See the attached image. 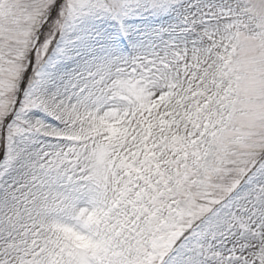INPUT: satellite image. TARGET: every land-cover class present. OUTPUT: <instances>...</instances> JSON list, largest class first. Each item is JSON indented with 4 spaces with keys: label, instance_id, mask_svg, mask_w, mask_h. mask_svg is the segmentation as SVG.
Returning a JSON list of instances; mask_svg holds the SVG:
<instances>
[{
    "label": "rangeland",
    "instance_id": "rangeland-1",
    "mask_svg": "<svg viewBox=\"0 0 264 264\" xmlns=\"http://www.w3.org/2000/svg\"><path fill=\"white\" fill-rule=\"evenodd\" d=\"M0 4V264H264V0Z\"/></svg>",
    "mask_w": 264,
    "mask_h": 264
},
{
    "label": "trees",
    "instance_id": "trees-1",
    "mask_svg": "<svg viewBox=\"0 0 264 264\" xmlns=\"http://www.w3.org/2000/svg\"><path fill=\"white\" fill-rule=\"evenodd\" d=\"M0 8H2V5L0 4ZM61 9V8H60ZM60 9H57L56 11H54L53 13H49V15L51 14V17H49L48 19H47V16H46V18L42 21L43 22V24H45L46 23V27H43L42 28V26L40 27V25L38 26V27H40V35H39V44H38V46H37V50L39 51V49L41 48V46L45 43V40H46V37H47V33L49 34V28H50V26H51V24H53L56 20H57V18H58V16H59V10ZM10 15V14H9ZM10 18H11V16H10ZM10 22L12 23V21L10 20ZM23 81H25V83H26V81H27V79H25V80H23ZM21 82H22V80H21ZM20 82V83H21ZM23 89V88H22ZM21 101L22 102H24V103H26L27 102V100L25 99V98H22L21 99Z\"/></svg>",
    "mask_w": 264,
    "mask_h": 264
},
{
    "label": "bare ground",
    "instance_id": "bare-ground-1",
    "mask_svg": "<svg viewBox=\"0 0 264 264\" xmlns=\"http://www.w3.org/2000/svg\"><path fill=\"white\" fill-rule=\"evenodd\" d=\"M76 99V98H75ZM64 108V107H63ZM68 110V109H67ZM53 129H55L53 126H48V128H47V130L48 131H50V130H53ZM42 222L44 223L45 221L44 220H42ZM46 223H48L52 228H62L63 226L59 223V222H57V221H54V220H52V221H46ZM80 239V238H79ZM82 240H84V238H82Z\"/></svg>",
    "mask_w": 264,
    "mask_h": 264
}]
</instances>
